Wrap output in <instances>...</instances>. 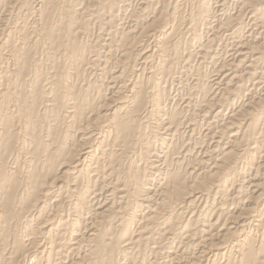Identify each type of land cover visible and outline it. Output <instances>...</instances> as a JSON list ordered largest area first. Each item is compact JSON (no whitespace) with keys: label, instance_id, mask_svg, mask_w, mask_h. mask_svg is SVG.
Listing matches in <instances>:
<instances>
[{"label":"bare ground","instance_id":"1","mask_svg":"<svg viewBox=\"0 0 264 264\" xmlns=\"http://www.w3.org/2000/svg\"><path fill=\"white\" fill-rule=\"evenodd\" d=\"M137 1L0 0V264H264V0Z\"/></svg>","mask_w":264,"mask_h":264},{"label":"rangeland","instance_id":"2","mask_svg":"<svg viewBox=\"0 0 264 264\" xmlns=\"http://www.w3.org/2000/svg\"><path fill=\"white\" fill-rule=\"evenodd\" d=\"M134 2L138 3L137 0H134ZM134 2H133V4H134ZM136 3H135V4H136ZM228 6H230V4H229ZM226 8H227V7H226ZM230 8H231V7H230ZM202 34H203V35H202V38L204 37L203 39H205V38H207L208 36H210V35H209L210 33L208 34V33L203 32ZM218 42H219V43H218ZM227 42L229 43V41H227ZM221 43H222V44H221ZM223 43H226V42H223V41L219 40V38H218L217 44H219V45H223ZM224 45H225V44H224ZM41 55H42V54H40L39 56H41ZM42 57H43V55H42ZM43 58H44V57H43ZM193 63H194V61H193ZM41 67H42L43 69L40 68V72H39V73H40V75H43V74L46 73V71H47V69H48L49 67L46 68V64L43 65V66H41ZM45 68H46V69H45ZM41 69H42V70H41ZM45 70H46V71H45ZM205 70H206V68H205ZM207 70H208V71H207ZM207 70H206V71L209 72V69H207ZM41 71H42L43 73H42ZM210 71H211V69H210ZM209 76H210V74H209ZM176 85H177V84L174 83V85L171 86L173 89L171 90L170 95H171V93H172V95L175 94L174 96L171 95V97L174 98L175 100L172 99V98H171V99L174 101V103H178V104H180V102H179V94H180V93H179V91H176V90H175V89L177 88ZM177 86H178V85H177ZM177 90H178V89H177ZM173 91H174V92H173ZM175 92H176L177 94H176ZM181 93H182V92H181ZM176 95H177V96H176ZM176 97H178V98H176ZM176 100H177V101H176ZM175 101H176V102H175ZM22 160H23V159H22Z\"/></svg>","mask_w":264,"mask_h":264}]
</instances>
